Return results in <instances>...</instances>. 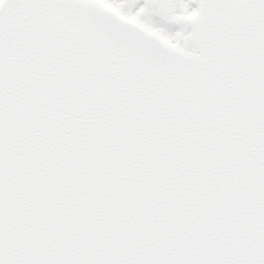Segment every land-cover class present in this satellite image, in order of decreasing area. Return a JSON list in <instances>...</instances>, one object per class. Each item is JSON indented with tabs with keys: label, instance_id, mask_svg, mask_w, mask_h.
I'll list each match as a JSON object with an SVG mask.
<instances>
[{
	"label": "snow or ice",
	"instance_id": "obj_1",
	"mask_svg": "<svg viewBox=\"0 0 264 264\" xmlns=\"http://www.w3.org/2000/svg\"><path fill=\"white\" fill-rule=\"evenodd\" d=\"M0 264H264V0H0Z\"/></svg>",
	"mask_w": 264,
	"mask_h": 264
}]
</instances>
